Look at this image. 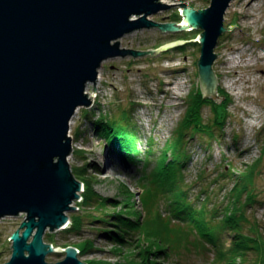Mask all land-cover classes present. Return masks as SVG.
I'll use <instances>...</instances> for the list:
<instances>
[{"label": "rangeland", "instance_id": "374dc122", "mask_svg": "<svg viewBox=\"0 0 264 264\" xmlns=\"http://www.w3.org/2000/svg\"><path fill=\"white\" fill-rule=\"evenodd\" d=\"M185 1H188V7L203 9L210 5L211 0H171L170 4ZM247 1L231 2L224 15V27L235 23L238 26L231 30L225 29L214 47L217 56L213 70L218 78V87L225 91L230 101L227 106V122L221 130L215 129V137L211 139L199 135L188 139L187 149L191 157L186 163L185 181L191 184L188 198L196 206L201 201L205 202L207 197L213 206H219L235 184L234 176L228 177L226 170L240 174L247 165L261 156L259 174L256 176L261 205L255 204L248 208L247 215L251 223L244 227L245 233L246 228H250V236L258 239L260 247H264V217L259 215L258 218L255 213V209L264 208V74L259 71V64H246L255 59L264 64V0H255L251 5H247ZM177 9L179 6L156 13L149 19L172 21L171 16L179 14ZM201 31L183 32L182 36L196 38ZM180 33L162 32L158 28L142 29L120 38V47L155 49L178 40L177 35ZM168 50L167 53L161 49L157 53L154 50V55L104 61L98 73L99 79L96 80V96L91 107L79 108L70 122L69 135L72 136L73 152L69 163L75 177H79L81 182L83 179L92 181L95 197L97 193L120 205L126 201L127 191L133 192V196H129V202L133 204L122 206V210H136L139 215L142 210L135 193L139 191L137 182L140 173L143 169L150 171L156 166L184 116L186 98L182 100V96H187L190 87L200 85L197 65L200 44L190 45L184 51H176L172 47ZM238 54L241 55L239 64L233 61ZM229 80L234 81L233 87L237 90L226 87ZM93 90L94 85L88 87L86 92L92 94ZM124 109L132 110L129 113L131 119L123 122H127L129 132L137 136L138 158L135 163H129L122 153L115 152L95 132L96 121L102 117L107 121L117 119ZM203 117L205 121L212 119L213 112L209 105L204 106ZM149 151L152 153L148 154ZM203 189L207 191L202 193ZM87 193L83 190L82 197L75 201L76 209L68 213L70 221L67 227L45 233L46 243L60 248L74 246L79 253L87 247L78 255L81 261L87 263L136 264L140 261L138 253L142 248L151 249L154 255H159L156 240L144 232L131 235V240L124 238L126 241L123 244L112 242L110 234L115 235L119 228L116 226V216L111 214L121 206L113 207L108 203L107 206L97 207L96 201L86 204L83 197ZM24 217L25 214L21 213L16 217L0 218V264L9 261L12 252L9 237ZM78 217H81V222L75 226ZM253 222L255 226H252ZM195 237L190 236L193 241L197 239ZM224 242L226 248L229 247L232 237H227ZM245 252L248 253L242 257L237 256L236 263L258 264V250ZM214 254L211 247L201 251L190 247V250H181L179 255L170 254L165 257L160 254V258L157 256L153 259L161 264H210L217 257ZM64 257V252L58 250L49 253L46 261L57 262ZM218 264L227 263L220 261Z\"/></svg>", "mask_w": 264, "mask_h": 264}, {"label": "water", "instance_id": "95a60500", "mask_svg": "<svg viewBox=\"0 0 264 264\" xmlns=\"http://www.w3.org/2000/svg\"><path fill=\"white\" fill-rule=\"evenodd\" d=\"M232 1L211 0L208 7L194 9L188 1L0 0V218L25 214L9 237L12 252L5 264H87L76 247L44 241L47 231L69 223L68 213L84 190L69 163L75 112L91 107L104 61L153 54L194 39L200 44L203 97L221 102L214 47L225 29L238 26L224 27ZM176 6L180 21L149 19ZM150 28L202 31L155 49L120 47L124 35ZM90 82L92 94L86 92ZM58 250L65 257L48 263L46 256Z\"/></svg>", "mask_w": 264, "mask_h": 264}, {"label": "trees", "instance_id": "16d2710c", "mask_svg": "<svg viewBox=\"0 0 264 264\" xmlns=\"http://www.w3.org/2000/svg\"><path fill=\"white\" fill-rule=\"evenodd\" d=\"M171 17L172 21L181 20L178 13ZM181 32L177 35L178 39L191 40V37H183V32L190 31ZM196 44L199 43L191 40L172 49L184 51L190 45ZM169 50H165V53ZM218 93L225 96L221 102L203 97L199 85L192 87L186 100L184 116L157 160L156 166L150 171L143 169L140 173L137 182L139 191L135 193L141 205L140 215L136 210H122L123 207L133 204L129 202V196H133V192L128 190L126 201L120 205L97 193L95 197L92 181L83 179L84 191L88 192L83 197L86 204L96 201L97 207L107 206L108 203L113 207L121 206L114 210V214H111L116 216L118 221L116 226L119 228L115 235L110 234L113 238L112 242L123 244L126 241L124 238L130 239L131 235L142 232L156 240V250L159 255H154L151 249L142 248L138 253L140 261L136 264H161L154 260L157 256L160 258V254L165 257L170 254L179 255L181 250H190V247L200 251L211 247L217 257L210 264H218L220 261L227 264H240L236 263L237 256L246 255L248 252L246 253L245 250H258V264H264V247H260L258 239L250 236L248 233L250 228L247 227L245 233L244 227L251 223L247 215L248 208L255 205L259 199L256 176L259 174L261 156L247 165L243 172L234 174L235 184L229 192L233 196L231 200L226 198L222 205L213 206L212 201L207 197L205 202L201 201L196 206L188 198L191 187V184L185 181V167L191 157L187 149L188 139L197 135L211 139L215 137V129L221 130L227 122V106L230 101L222 88L218 87ZM206 105H209L213 112V117L209 121H205L203 117V108ZM131 112L130 109H124L121 117L108 121L102 117L96 121L95 132L103 137L115 152L122 153L129 163H135L138 158L137 136L136 133H130L128 123L123 122L131 119L129 115ZM151 153V151L148 152V154ZM226 173L233 174L230 170H226ZM206 191L203 189L202 193ZM161 208L165 215L160 211ZM174 220L178 222H172ZM80 222L81 217H78L75 226H79ZM255 225L253 222L252 226ZM126 234L130 235L126 236ZM191 235L196 236L197 239L193 241L190 238ZM227 237H232V244L226 248L224 240H227ZM84 249L80 250L79 254L83 253ZM87 264L100 263L90 261Z\"/></svg>", "mask_w": 264, "mask_h": 264}, {"label": "bare ground", "instance_id": "6f19581e", "mask_svg": "<svg viewBox=\"0 0 264 264\" xmlns=\"http://www.w3.org/2000/svg\"><path fill=\"white\" fill-rule=\"evenodd\" d=\"M160 1H162V2H165V3H167V4H170V1L171 0H160ZM255 0H248L247 1V5H251L253 2H254ZM264 57V56H263ZM239 58H241V55L240 54H238V55H236L234 58H233V61L235 62V63H238L239 64ZM247 65H249V64H251V66H253L254 64L255 65H258L259 64V71H261V72H263V74H264V64L263 63H259L258 61H257V59H255L252 63L250 62V61H248L247 63H246ZM259 78H261L260 76H258ZM99 79V77H97V80ZM178 84H180V83H178ZM177 84V85H178ZM233 84H234V81H231V80H229V81H227V83L225 84L226 85V87L228 88V89H232V90H237L238 88H234L233 87ZM92 85H94V82L92 83V82H90V83H88L87 84V87H86V90L88 89V87H92ZM95 85H96V81H95ZM178 86H181V85H178ZM192 91V87H190L189 88V92H188V94H187V96H185L184 98H183V96H182V100H184L185 98V102H184V112H185V110H186V107H187V103H186V100H187V98H188V96H189V94H190V92ZM91 96V95H90ZM96 96V94L93 96V98ZM126 160V159H125ZM228 174V177H230L231 178V176H234V174H229V173H227ZM236 175V174H235ZM233 178V177H232ZM233 179H235V176H234V178ZM228 195V196H227ZM225 197L227 198V199H232L233 198V196L232 195H230V194H227ZM260 201H259V199L257 200V202H256V205L257 206H259V205H261L260 203H259ZM260 211H263V212H260ZM255 213L258 215V218H259V215L261 216V217H264V208H257V209H255ZM67 225L68 224H66L65 226H64V228L65 227H67ZM63 229V228H62ZM60 230V229H59Z\"/></svg>", "mask_w": 264, "mask_h": 264}]
</instances>
